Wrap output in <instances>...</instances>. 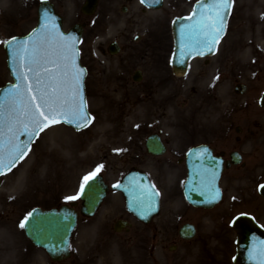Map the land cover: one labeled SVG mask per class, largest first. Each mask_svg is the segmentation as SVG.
Segmentation results:
<instances>
[{
  "label": "rangeland",
  "instance_id": "374dc122",
  "mask_svg": "<svg viewBox=\"0 0 264 264\" xmlns=\"http://www.w3.org/2000/svg\"><path fill=\"white\" fill-rule=\"evenodd\" d=\"M52 1L63 16L66 29L76 22L85 23L80 48L82 61L88 67V103L95 118L82 131L64 125L46 129L26 158L9 174L0 176V260L7 264H51L43 251L24 241L20 224L36 205L51 207L72 201L66 198L79 193L83 177L98 165H103L100 172L110 183L133 166L147 169L156 180L171 172L178 177L181 165L175 158L188 146L207 141L217 150L241 151L246 165L227 170L222 178V203L197 214L200 232L186 242L187 264H227L235 251V231L230 226L233 216L252 212L264 223V200L258 192L264 181V109L258 104L264 90L262 45L251 48L248 61L241 55L236 60L228 34L209 64L195 59L187 74L178 75L168 63L172 49L170 22L173 16L187 11L193 0H174L179 7L169 15L150 16L123 11L124 0H100L92 15L81 12L84 0ZM39 2L0 0V41L32 28ZM260 3L263 0H250V5L245 6L252 10L258 23L256 34L264 31V23L255 16ZM232 28L236 29V24ZM113 40L122 49L117 54L104 52ZM138 42L143 43V48ZM146 48L149 54L144 62L137 49ZM137 66L144 70L139 83L132 78ZM213 75L217 76L214 83ZM9 80L0 43V86ZM237 81L248 83L245 94L234 93ZM147 83L152 91H146ZM238 125L240 132L236 131ZM153 130L161 132L170 143L164 155L169 161L153 158L145 151L144 139ZM24 188L28 189L26 195L9 202L10 193ZM122 200L121 193L111 191L106 206ZM203 216L206 218L200 220ZM90 220L80 221L73 239L75 247L87 249L96 241L88 236ZM216 226L221 228V234ZM209 233L213 236L207 237ZM98 249L114 255L101 244ZM115 252L118 258L129 254L124 248Z\"/></svg>",
  "mask_w": 264,
  "mask_h": 264
},
{
  "label": "snow or ice",
  "instance_id": "6c2138e0",
  "mask_svg": "<svg viewBox=\"0 0 264 264\" xmlns=\"http://www.w3.org/2000/svg\"><path fill=\"white\" fill-rule=\"evenodd\" d=\"M231 7L232 0H199L198 8L186 18L193 22L180 29L179 55L202 56L212 52L225 30L226 13ZM0 43L6 44L19 69L18 82L0 101V175H5L28 155L34 138L46 128L67 123L74 124L79 130L93 118L83 94L85 70L76 63L79 56L77 40L60 32L54 19L41 23L26 40L12 37ZM22 135L27 139L20 140ZM102 168L103 165H98L92 173L84 176L79 193L66 199H79ZM212 175L214 177L215 173ZM125 190L134 197L138 207L146 212L154 210L159 196L154 186ZM27 220L25 217L21 228L25 227ZM250 255L258 259V264H264V241Z\"/></svg>",
  "mask_w": 264,
  "mask_h": 264
},
{
  "label": "water",
  "instance_id": "95a60500",
  "mask_svg": "<svg viewBox=\"0 0 264 264\" xmlns=\"http://www.w3.org/2000/svg\"><path fill=\"white\" fill-rule=\"evenodd\" d=\"M96 2L97 0H88L84 6V10L89 12L92 11ZM198 6L199 4L197 7ZM50 19L56 20V26L61 28V20L55 15L52 5L43 3L40 8V20L42 23H45L46 21H50ZM186 21L187 20L183 18L175 23L174 31L177 42L173 63L176 69H185L188 58L192 56L181 57L179 55L181 39L180 29L188 24ZM79 33V29L74 28L70 32V35L78 39ZM15 63V61H10V66L13 73L17 76L19 72ZM204 149H206L205 146L196 147L191 149L188 153V166L191 171L186 184V193L197 204L212 206L220 198V193L217 194V187L218 179L223 170V162L221 159L219 160L212 157L209 150H207L206 154L202 155ZM212 173H215L214 177ZM130 182V180H127L121 187L125 191V194L130 197V207L139 214H144L146 211L138 207L134 197L129 194V191L125 190L135 188ZM105 190L106 186L102 183L101 176L90 181L84 192V211L93 212L104 196ZM260 192L264 195V184L260 186ZM31 214L32 215L28 217L25 225L28 235L37 244L46 247L54 258L67 256L69 254L71 232L77 222L76 211L70 206L63 205L60 209L53 208L51 210H42L36 208L32 210ZM233 225L238 230L239 254L235 258V261L239 264H251L247 258V250H249L255 240L264 239V231L256 226L254 220L247 215L238 216L234 220Z\"/></svg>",
  "mask_w": 264,
  "mask_h": 264
},
{
  "label": "flooded vegetation",
  "instance_id": "af4514ba",
  "mask_svg": "<svg viewBox=\"0 0 264 264\" xmlns=\"http://www.w3.org/2000/svg\"><path fill=\"white\" fill-rule=\"evenodd\" d=\"M187 7L189 6V3L186 5ZM190 7V6H189ZM238 11H242V7L237 8ZM178 213L179 215H182V217L185 216L183 214V206L181 205H176L171 208H167V210H164L160 216L159 219L156 218L153 222V226L151 227L150 231L148 232L146 229L140 227L137 230V238L139 240L142 239H147L148 234L151 233L153 242L152 245L153 247L151 248V253L153 254L154 250L156 249V242L158 240V237L160 235L159 229L161 228L162 230V237L168 238L170 234L172 233L173 230V222L175 218V214ZM161 223V226H160Z\"/></svg>",
  "mask_w": 264,
  "mask_h": 264
},
{
  "label": "bare ground",
  "instance_id": "6f19581e",
  "mask_svg": "<svg viewBox=\"0 0 264 264\" xmlns=\"http://www.w3.org/2000/svg\"><path fill=\"white\" fill-rule=\"evenodd\" d=\"M28 191V189L27 188H24V189H22V190H20V191H16V192H12V193H10L9 195H8V200H9V202H10V200H18L20 197H22V196H24V195H26V192Z\"/></svg>",
  "mask_w": 264,
  "mask_h": 264
}]
</instances>
